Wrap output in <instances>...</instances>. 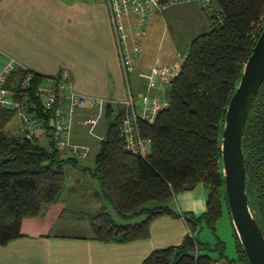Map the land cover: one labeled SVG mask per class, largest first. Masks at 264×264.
<instances>
[{
	"label": "trees",
	"instance_id": "16d2710c",
	"mask_svg": "<svg viewBox=\"0 0 264 264\" xmlns=\"http://www.w3.org/2000/svg\"><path fill=\"white\" fill-rule=\"evenodd\" d=\"M263 13L264 0H210L209 29L192 39L170 81L169 105L153 121L138 120L141 136L150 140L146 156L125 148L121 117L126 108L111 118L109 104L107 129L88 170L120 219L105 207L86 212L96 238L118 242L147 238L154 218L181 215L190 233L181 243L152 250L141 264H250L233 221L236 256L227 254L226 243L217 234L218 219L224 211L230 214L221 138L230 97L264 26ZM27 71L13 69L7 86L16 88ZM43 77L35 73L37 81ZM16 113L15 108L0 106V244L22 236L23 219L39 215L58 198L65 184V164H75L61 155L53 140L44 144L35 132L28 136L27 131L6 130ZM45 127L51 129L47 121ZM243 148L249 203L264 228V80L248 116ZM199 182L210 188L204 213L179 212L169 204L174 193ZM204 226L216 234L214 244L199 238Z\"/></svg>",
	"mask_w": 264,
	"mask_h": 264
},
{
	"label": "crops",
	"instance_id": "0c3cea01",
	"mask_svg": "<svg viewBox=\"0 0 264 264\" xmlns=\"http://www.w3.org/2000/svg\"><path fill=\"white\" fill-rule=\"evenodd\" d=\"M200 10H203L201 4L190 0L155 11L143 37L134 27L133 17H123L128 32V50L132 51L137 43L140 44V55L129 73V85L139 110H142L143 94L168 95L170 89L171 80H158L156 85L148 86L145 71L156 65L172 64L178 52L186 51L176 48L177 39L170 34L168 39L171 41L168 43L167 40L165 45L162 41L165 32L168 33L169 27L177 30L183 17L197 19ZM202 19L201 25L206 31V27L209 29L208 15ZM163 21L165 27L159 35L158 25ZM171 55L173 60L166 62ZM11 58L15 60L16 68L44 76L56 75L67 68L71 71L74 89L101 97L98 104L89 101L70 116L68 133L59 148L63 157L75 160V164H65L66 173H69V181L64 184L67 191L75 192V186L80 185L83 198L103 200L100 183L88 170L95 160L90 166L79 165V157H85L90 150L89 145L79 142V134L83 124H96L101 114L107 115L109 104L116 116L125 108L124 99L128 94V82L121 67L106 3L103 0H0V70ZM15 116L17 119L13 117L6 124V130L16 134L26 132L18 113ZM107 125L104 123L106 129ZM94 127H89V131L94 132ZM105 132L100 136L95 153ZM35 133L44 144L52 141L51 131L46 127ZM147 145L150 151V140ZM69 164L71 167L68 168ZM209 191L208 185L199 182L193 188L174 193L168 202L179 212L199 215L207 209ZM49 206L39 215L23 219L22 236L0 244V264H141L152 250L181 243L190 233L183 216L164 213L152 220L147 238L130 242L101 240L95 237L85 214L98 210V204L90 206L91 209H80L76 214L78 220H88L86 231L56 232L46 229V223L38 221L48 213ZM101 207H105L104 204ZM41 227L44 228L39 229Z\"/></svg>",
	"mask_w": 264,
	"mask_h": 264
},
{
	"label": "built area",
	"instance_id": "2783aa9c",
	"mask_svg": "<svg viewBox=\"0 0 264 264\" xmlns=\"http://www.w3.org/2000/svg\"><path fill=\"white\" fill-rule=\"evenodd\" d=\"M103 1L110 13L121 67L128 82V94L124 99L126 111L121 117L124 146L132 152L146 156L149 153L148 139L141 136L138 120L146 118L153 121L158 112L169 105V98L168 95L147 92L142 96V110L138 109L129 85V73L140 55V44L137 43L132 51L128 50L126 43L128 32L123 17L131 15L134 27L140 37H143L147 32V23L152 13L190 0ZM197 1L205 11L210 10V0ZM261 18L264 19V13ZM177 55L182 56L180 52ZM182 61L176 60L172 64L148 68L145 71L147 85L154 86L158 80H171L179 72ZM15 68L16 62L11 58L0 70V106L16 109L28 136H31L39 128L44 127L43 129H45L47 121L51 126L52 140L56 145H61L68 133L70 116L87 102L98 104L101 100L99 96L86 95L74 89L72 74L67 68L56 75L45 76L40 81L36 80L34 72L27 71L16 88H9L7 86L8 76Z\"/></svg>",
	"mask_w": 264,
	"mask_h": 264
},
{
	"label": "water",
	"instance_id": "95a60500",
	"mask_svg": "<svg viewBox=\"0 0 264 264\" xmlns=\"http://www.w3.org/2000/svg\"><path fill=\"white\" fill-rule=\"evenodd\" d=\"M264 80V26L230 97L221 149L224 184L230 215L250 264H264V228L249 203L243 139L248 116Z\"/></svg>",
	"mask_w": 264,
	"mask_h": 264
},
{
	"label": "rangeland",
	"instance_id": "374dc122",
	"mask_svg": "<svg viewBox=\"0 0 264 264\" xmlns=\"http://www.w3.org/2000/svg\"><path fill=\"white\" fill-rule=\"evenodd\" d=\"M203 9V8H202ZM204 10V9H203ZM200 10V12L197 14V19H191V17H183L181 19V24H179V27L177 30H174L172 27H169L168 33L165 32V38H163V43L166 45V41L168 40V43L171 41V39H168L169 34L173 38L175 36L176 40V48L180 49H187L189 48V45L191 43V40L194 36L199 34L200 32H203L205 29L201 25V21L204 20L202 17L206 16L205 11ZM206 25L207 21L205 20ZM148 23H147V29H148ZM165 27V21L161 22V24L158 25V34L160 35L161 31ZM175 28V27H174ZM208 29V27H206ZM206 29V30H207ZM162 44V43H161ZM184 50V51H185ZM186 51L182 53V56L175 55V60H183V55H185ZM173 60V56L171 55L166 62H171ZM172 61V62H174ZM164 62V61H161ZM165 92V91H163ZM164 94V93H163ZM97 113V111H95ZM116 114V111L112 114L113 118ZM14 119H17V116H14ZM109 118L106 114H101V117L99 118V121L96 124L87 123L82 125V130L80 132V140L79 142L85 143L90 146L89 153L86 154L85 157H79V165H93L95 160V152L97 150V144L99 142L101 134L106 131V127L104 126V123H108ZM92 125H95L94 132L89 131V127ZM67 167H71V164L67 165ZM68 174L66 173L65 177V183L68 180ZM68 184V183H67ZM75 192H68L67 189L64 187L63 190H61L59 197L57 200L53 201L50 204V208L48 213L45 216H41L42 218L38 221L40 223H46L45 228L50 229L52 231L56 232H73L75 230L86 231V226H88V220L82 219L78 220V217H76L80 211V209H91L90 206H94L95 204H98V208L102 204H104L105 209H107L115 218L120 219V216L117 214V211L115 208L105 199H97L94 201L90 198H83L81 193V186L76 185ZM83 206V208H81ZM78 210V211H76ZM144 215L137 216L131 220H137L143 218ZM34 219V218H32ZM35 221V220H33ZM78 223H81L79 226ZM44 226V225H43ZM80 227L81 229H77ZM44 227H41L39 229H43ZM217 234L225 241L226 243V252L230 256H236L237 255V247H236V237L234 235V229L233 224L231 220V216L227 211H224L223 215L218 219L217 222ZM198 236L203 241L211 242L212 244L215 243L217 240L216 234L214 231L208 227L204 226L198 233ZM214 254L217 255V252L214 251Z\"/></svg>",
	"mask_w": 264,
	"mask_h": 264
}]
</instances>
